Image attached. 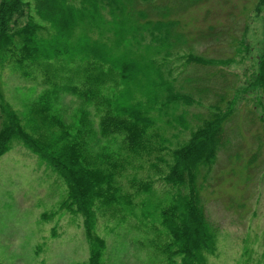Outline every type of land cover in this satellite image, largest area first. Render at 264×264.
Returning <instances> with one entry per match:
<instances>
[{"label": "rangeland", "instance_id": "1", "mask_svg": "<svg viewBox=\"0 0 264 264\" xmlns=\"http://www.w3.org/2000/svg\"><path fill=\"white\" fill-rule=\"evenodd\" d=\"M27 1L31 19L42 22L33 1ZM122 1L129 19L122 33L115 26L112 32L104 30L110 28L107 23L101 30L94 28L92 38L109 55L142 64L154 61L161 76L173 80L174 90L190 102H178L166 114L156 109L151 113L154 152L131 160L117 178L131 204L96 208L95 232L105 240L103 264H168L162 248L169 235L160 223V208L176 188L163 175L171 150L216 106L223 111L232 106L233 112L224 123L225 144L201 184L202 206L216 234V250L207 255L206 264H264V124L259 118L263 99L260 89L250 85L263 51L264 7L259 0ZM157 20L162 30L144 29ZM189 55L213 62L187 61ZM15 65L11 59L0 68V84L4 100L21 118L30 104L48 95L44 100L51 111L68 125L77 124L81 113L88 112L93 153L120 148L119 137L97 134L92 103L69 92H50L40 74L25 76ZM155 135L162 137L160 142ZM145 182L151 184L149 190H138ZM66 195L58 174L14 141L0 156V264L86 262L82 217L60 208Z\"/></svg>", "mask_w": 264, "mask_h": 264}, {"label": "trees", "instance_id": "2", "mask_svg": "<svg viewBox=\"0 0 264 264\" xmlns=\"http://www.w3.org/2000/svg\"><path fill=\"white\" fill-rule=\"evenodd\" d=\"M32 1L42 22L31 19L30 1L0 0V68L12 59L25 76L40 74L48 91L69 92L92 103L98 116L97 134L119 137L121 146L93 153L89 143L94 131L88 112L81 113L77 124L68 125L51 111L48 100H44L48 95L30 104L25 118H21L4 100L0 84V156L18 141L58 174L67 191L60 208L82 217L88 244L84 264H103L105 240L95 232L96 208H125L131 204V197L121 192L117 178L131 160L154 152L149 134L155 124L151 113L156 109L166 114L178 102L190 100L174 90L173 80L161 76L154 61L142 64L138 59L109 55L92 38L90 32L105 28L107 23L112 29L104 30L112 32L115 26L122 33L129 21L122 0ZM258 5L264 7V0ZM152 23L145 24L144 29L162 30L158 20ZM46 24L50 32L43 26ZM186 59L213 62L190 55ZM62 71L66 74H57ZM250 85L260 89L263 101L259 118L264 124V45ZM232 112V106L224 111L216 106L170 152L171 162L163 179L176 191L160 208V223L169 235L162 248L168 264H206L207 255L216 250L215 229L201 202V184L225 144L224 123ZM180 122L188 128L183 118ZM155 138L159 142L162 139L160 135ZM150 185L142 183L138 190H149Z\"/></svg>", "mask_w": 264, "mask_h": 264}]
</instances>
